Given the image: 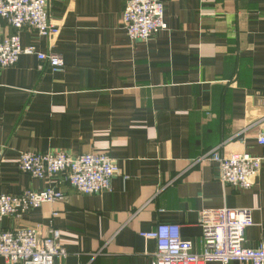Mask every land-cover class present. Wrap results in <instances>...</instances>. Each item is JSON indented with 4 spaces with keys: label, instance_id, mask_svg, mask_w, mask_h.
<instances>
[{
    "label": "crops",
    "instance_id": "0c3cea01",
    "mask_svg": "<svg viewBox=\"0 0 264 264\" xmlns=\"http://www.w3.org/2000/svg\"><path fill=\"white\" fill-rule=\"evenodd\" d=\"M163 2L167 28L144 41L120 23L126 0H47L59 27L49 37L0 17V36L64 60L51 72L22 53L0 68V195L49 183L65 194L20 220L1 217L0 233L59 230L67 255L53 264H152L156 241L139 233L160 223H178L200 253L198 219L212 208H250L242 245L264 242V0ZM212 149L263 157L251 187L222 185L216 162L197 160ZM55 150L108 154L119 174L108 191L85 195L63 175L18 169L21 152Z\"/></svg>",
    "mask_w": 264,
    "mask_h": 264
},
{
    "label": "built area",
    "instance_id": "2783aa9c",
    "mask_svg": "<svg viewBox=\"0 0 264 264\" xmlns=\"http://www.w3.org/2000/svg\"><path fill=\"white\" fill-rule=\"evenodd\" d=\"M164 10L163 0H126L120 23L132 41L148 40L167 28ZM48 15L47 0H0V17L17 31L29 27L40 36L57 35L59 27L49 21ZM22 53L46 62L51 72H61L64 67L61 54L41 52L33 45L22 47L18 34L0 36V68L13 66ZM257 143L264 145L263 132L259 133ZM262 159L246 152L223 156L212 149L197 160L216 162L220 183L244 190L251 187L260 172ZM18 169L38 179L55 180L63 175L75 191L85 195L108 191L112 178L119 174L117 162L108 154L90 152L70 156L62 150L23 151L18 156ZM64 199V192L51 183L39 191L25 189L18 195L1 194L0 218L11 216L20 220L41 204ZM198 221L202 227L203 250L200 253L193 252L191 241L182 239L178 223H160L153 230L140 232L142 238L156 241L152 264H207L212 261L264 264V242L254 247L242 245L245 229L253 225L250 208L202 210ZM59 236L57 229L41 236L33 227L6 230L0 233V258L6 264H53L54 258L67 255Z\"/></svg>",
    "mask_w": 264,
    "mask_h": 264
}]
</instances>
